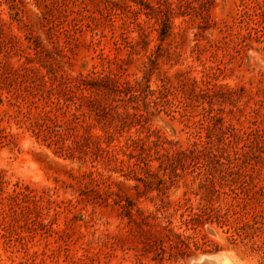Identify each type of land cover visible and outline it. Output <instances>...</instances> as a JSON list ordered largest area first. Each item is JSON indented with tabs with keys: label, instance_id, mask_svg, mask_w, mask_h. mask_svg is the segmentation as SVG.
I'll list each match as a JSON object with an SVG mask.
<instances>
[{
	"label": "rangeland",
	"instance_id": "rangeland-1",
	"mask_svg": "<svg viewBox=\"0 0 264 264\" xmlns=\"http://www.w3.org/2000/svg\"><path fill=\"white\" fill-rule=\"evenodd\" d=\"M261 211L264 0H0V264H264Z\"/></svg>",
	"mask_w": 264,
	"mask_h": 264
},
{
	"label": "trees",
	"instance_id": "trees-1",
	"mask_svg": "<svg viewBox=\"0 0 264 264\" xmlns=\"http://www.w3.org/2000/svg\"><path fill=\"white\" fill-rule=\"evenodd\" d=\"M140 85V83L138 84ZM235 234H231L230 237L235 242L238 238L247 239L246 237H250L252 240H256L258 242H253L252 247H258L262 252H264V237L261 236L264 231V211L259 213H251V218L247 219L236 228ZM244 231H247V234L244 236ZM237 235V237H236ZM178 239L181 238V234L175 235ZM184 244V241L182 242Z\"/></svg>",
	"mask_w": 264,
	"mask_h": 264
},
{
	"label": "bare ground",
	"instance_id": "bare-ground-1",
	"mask_svg": "<svg viewBox=\"0 0 264 264\" xmlns=\"http://www.w3.org/2000/svg\"><path fill=\"white\" fill-rule=\"evenodd\" d=\"M203 258V257H202ZM207 259H210V260H212L211 262H212V264H227V262L225 261L226 260V258L222 255V254H220V255H216V256H212V257H210V258H207ZM199 262H201V258H198L197 259Z\"/></svg>",
	"mask_w": 264,
	"mask_h": 264
},
{
	"label": "water",
	"instance_id": "water-1",
	"mask_svg": "<svg viewBox=\"0 0 264 264\" xmlns=\"http://www.w3.org/2000/svg\"><path fill=\"white\" fill-rule=\"evenodd\" d=\"M201 259H202V260H201L200 264H209V263H211V261H212V260L207 259V258H201Z\"/></svg>",
	"mask_w": 264,
	"mask_h": 264
}]
</instances>
